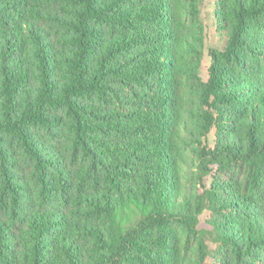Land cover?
<instances>
[{"label":"trees","instance_id":"obj_1","mask_svg":"<svg viewBox=\"0 0 264 264\" xmlns=\"http://www.w3.org/2000/svg\"><path fill=\"white\" fill-rule=\"evenodd\" d=\"M202 4L0 0V264H264V0L206 79Z\"/></svg>","mask_w":264,"mask_h":264},{"label":"rangeland","instance_id":"obj_2","mask_svg":"<svg viewBox=\"0 0 264 264\" xmlns=\"http://www.w3.org/2000/svg\"><path fill=\"white\" fill-rule=\"evenodd\" d=\"M212 2L213 0H203L202 4V17L206 23L207 30H206V39H205V53L203 58V63L201 67V76L206 79L207 78V67L210 63V58L208 56V50L212 47H219L223 44L224 38L221 37L219 34L215 32L213 20L211 18V11H212ZM212 138V137H210ZM209 217L207 213H204L200 217V228H210L206 222V219ZM211 247H214V244H211ZM210 260H208L209 262Z\"/></svg>","mask_w":264,"mask_h":264}]
</instances>
